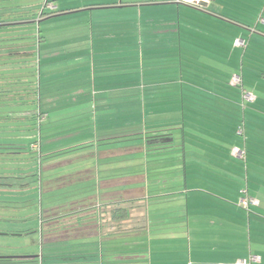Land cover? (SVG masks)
I'll return each instance as SVG.
<instances>
[{"label": "crops", "instance_id": "crops-1", "mask_svg": "<svg viewBox=\"0 0 264 264\" xmlns=\"http://www.w3.org/2000/svg\"><path fill=\"white\" fill-rule=\"evenodd\" d=\"M61 10L36 19L75 20L56 31L46 24L39 41L48 69L35 116L45 135L31 148L44 158L45 250L0 256L234 264L254 254L264 264V0H87ZM190 42L192 83L182 70ZM233 74L254 101L242 102ZM240 190L258 203L240 207Z\"/></svg>", "mask_w": 264, "mask_h": 264}, {"label": "rangeland", "instance_id": "rangeland-1", "mask_svg": "<svg viewBox=\"0 0 264 264\" xmlns=\"http://www.w3.org/2000/svg\"><path fill=\"white\" fill-rule=\"evenodd\" d=\"M53 1L58 9L74 8L84 1L87 2ZM45 3L46 0H0V13L5 14V19H23L18 23L25 22H11V25L0 27V255L36 253L40 257L46 245L41 233H44L46 226L47 193L44 171L42 169L41 172L39 168V161H44V158L40 156L38 149L31 148L32 143L40 142L41 133L45 135L44 122H39L35 116L38 113L40 90L44 93L45 73L48 69L43 57L45 48H40L39 41L45 35L46 24L53 25V30L56 31L63 25L75 24V20L64 15L36 21L41 10L47 12ZM22 17L28 18V21H24ZM180 19L182 23H192L191 15L187 17L182 13ZM188 44V47L182 45V70L184 73H191L188 78L192 83V43ZM186 48L191 54L186 53ZM15 51L19 53L15 54ZM188 59L190 64H186ZM68 62L70 88L75 90L76 55H70ZM183 76L185 77V74ZM64 79L67 81L68 77H64L63 82ZM59 82L60 79L54 80V83ZM184 82L182 87H187L185 80ZM55 87L59 88L56 85ZM72 97L74 99L75 94ZM52 129L53 133L61 135V127ZM55 145L59 143L56 142ZM33 158L36 169L32 167ZM33 182L34 189L30 188ZM74 187L70 191L74 190ZM53 195L58 197L60 192L55 189ZM20 233L22 235H18Z\"/></svg>", "mask_w": 264, "mask_h": 264}, {"label": "built area", "instance_id": "built-area-1", "mask_svg": "<svg viewBox=\"0 0 264 264\" xmlns=\"http://www.w3.org/2000/svg\"><path fill=\"white\" fill-rule=\"evenodd\" d=\"M184 2H190L189 0H182ZM262 22H264V19H261ZM235 45L243 47L245 45V41L241 38H236L234 40ZM230 84L234 86H241L242 88V80L241 76L238 74H233L230 78ZM241 99L242 102H252L255 99V96L252 92L247 91L246 89L242 88L241 90ZM34 147V146H33ZM233 154L235 156H238L240 158L244 157V151L234 147L232 150ZM238 205L246 210L250 208L252 205H256L258 203L257 199L248 196L244 190H240V196L238 197L237 201ZM259 261V256L250 254L247 258L239 259L234 264H253V262Z\"/></svg>", "mask_w": 264, "mask_h": 264}, {"label": "trees", "instance_id": "trees-1", "mask_svg": "<svg viewBox=\"0 0 264 264\" xmlns=\"http://www.w3.org/2000/svg\"><path fill=\"white\" fill-rule=\"evenodd\" d=\"M52 0H46V3H45V9H48L47 12L43 10L40 11V17H45V16H48V15H53V14H57V13H61L63 12V10L61 9H55L53 10V6H51V2ZM50 4V5H49ZM13 14V13H12ZM5 14L3 13H0V27L1 26H6L8 24H10L11 22H18L19 20H23V19H12V20H9V19H5ZM24 18V17H22ZM25 20H27L28 18H24ZM13 257L9 256H0V264H7V263H13Z\"/></svg>", "mask_w": 264, "mask_h": 264}, {"label": "water", "instance_id": "water-1", "mask_svg": "<svg viewBox=\"0 0 264 264\" xmlns=\"http://www.w3.org/2000/svg\"><path fill=\"white\" fill-rule=\"evenodd\" d=\"M190 3H193V4H196L198 6H202V7H205L206 6V3L209 1V0H189Z\"/></svg>", "mask_w": 264, "mask_h": 264}]
</instances>
